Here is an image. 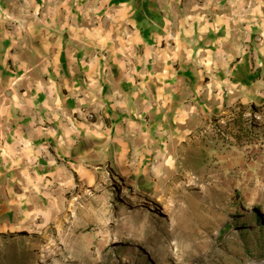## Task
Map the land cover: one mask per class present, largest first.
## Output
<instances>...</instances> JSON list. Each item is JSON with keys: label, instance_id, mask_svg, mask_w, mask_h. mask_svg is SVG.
<instances>
[{"label": "crops", "instance_id": "1", "mask_svg": "<svg viewBox=\"0 0 264 264\" xmlns=\"http://www.w3.org/2000/svg\"><path fill=\"white\" fill-rule=\"evenodd\" d=\"M246 104H264V0H0V239L129 142Z\"/></svg>", "mask_w": 264, "mask_h": 264}, {"label": "rangeland", "instance_id": "2", "mask_svg": "<svg viewBox=\"0 0 264 264\" xmlns=\"http://www.w3.org/2000/svg\"><path fill=\"white\" fill-rule=\"evenodd\" d=\"M201 116L92 169L51 220L0 239V264H264V104Z\"/></svg>", "mask_w": 264, "mask_h": 264}, {"label": "built area", "instance_id": "3", "mask_svg": "<svg viewBox=\"0 0 264 264\" xmlns=\"http://www.w3.org/2000/svg\"><path fill=\"white\" fill-rule=\"evenodd\" d=\"M84 113L83 115H85L86 119L88 120H92L93 119V114L92 113H88V112H82Z\"/></svg>", "mask_w": 264, "mask_h": 264}]
</instances>
